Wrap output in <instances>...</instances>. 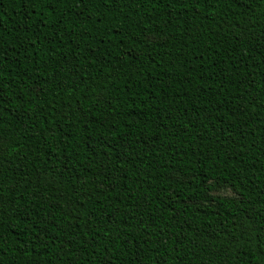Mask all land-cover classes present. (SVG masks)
<instances>
[{
  "label": "trees",
  "instance_id": "16d2710c",
  "mask_svg": "<svg viewBox=\"0 0 264 264\" xmlns=\"http://www.w3.org/2000/svg\"><path fill=\"white\" fill-rule=\"evenodd\" d=\"M0 264H264V0H0Z\"/></svg>",
  "mask_w": 264,
  "mask_h": 264
},
{
  "label": "rangeland",
  "instance_id": "374dc122",
  "mask_svg": "<svg viewBox=\"0 0 264 264\" xmlns=\"http://www.w3.org/2000/svg\"><path fill=\"white\" fill-rule=\"evenodd\" d=\"M210 194L214 197H234L233 192L229 188L223 186L215 187Z\"/></svg>",
  "mask_w": 264,
  "mask_h": 264
},
{
  "label": "snow or ice",
  "instance_id": "6c2138e0",
  "mask_svg": "<svg viewBox=\"0 0 264 264\" xmlns=\"http://www.w3.org/2000/svg\"><path fill=\"white\" fill-rule=\"evenodd\" d=\"M38 2V0H36ZM53 2H58V0H45L46 5L52 4ZM79 3H84V0H78Z\"/></svg>",
  "mask_w": 264,
  "mask_h": 264
}]
</instances>
